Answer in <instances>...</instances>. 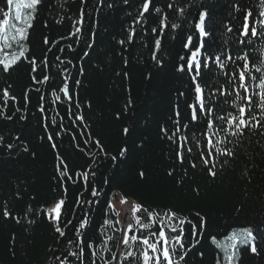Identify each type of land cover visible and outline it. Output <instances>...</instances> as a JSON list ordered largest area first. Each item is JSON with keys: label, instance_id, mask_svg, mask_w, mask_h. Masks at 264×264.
Here are the masks:
<instances>
[{"label": "trees", "instance_id": "16d2710c", "mask_svg": "<svg viewBox=\"0 0 264 264\" xmlns=\"http://www.w3.org/2000/svg\"><path fill=\"white\" fill-rule=\"evenodd\" d=\"M141 2L87 0L83 6L86 21L83 35L79 43H74L75 37H65L70 36L73 22L80 14V0H41L32 20L33 27L28 30L30 51L26 56L35 58L38 65L47 60L46 70L38 67L31 75L40 79L47 74L49 81L33 83L31 64L23 59L9 73L0 72V96L11 85L10 94L16 97L15 101L8 100L6 106L0 98V108L12 116L11 120L0 119V137H3L0 140V264H61V261L79 264L67 253L70 248L79 250L69 241L77 240L75 229L84 211L88 215V224L82 230L86 235L81 237L85 244L92 241L99 247L110 236L108 247L119 258L122 231L117 230L120 226L115 223L118 220L113 214L115 211L108 207L117 195L134 206L141 205L138 217L144 222H147V213L143 208L158 213L171 209L197 225L204 218L205 226L195 238L191 235V225H184L185 248L191 251L181 264H216L217 256L223 258L212 237L227 244V236L245 227L252 228L254 235L264 234V136L258 130H245L243 137H228L233 143L225 142L219 147L233 149L234 156L215 155L218 174L212 177L199 158L200 151L205 149H195L190 156L185 154V162L180 164L176 157L177 145L161 131L166 128L171 135L176 127L175 113L179 111L181 125H189L187 130L182 129L189 138L188 146L193 147V135L202 144L205 142L203 117L190 123L188 105L196 103L192 74L187 70L177 71L184 64L179 57L189 55L183 48L187 36L192 35L196 43L198 33L194 24L198 12L210 13L209 27L213 34L205 44L207 53L220 55L226 63L221 73L214 57L201 49L198 59H207L210 66L204 78L227 86L232 72L243 63L237 55H248L253 75L257 76L254 68L264 58V37L252 38L251 44L237 42L235 29L242 13L236 9L251 10L258 29L261 19L258 12L264 9L259 0H175V7L170 10L167 4L172 0H153L167 15L169 27L162 36L159 29L153 35L151 28L157 26L159 17L146 14L147 23L137 25L133 42L127 43L128 28ZM108 4L113 7L109 8ZM177 7L186 8L183 18L177 13ZM173 23L181 27L173 30ZM229 27L233 28L232 32L227 31ZM158 36L161 47L154 61V42ZM45 38L48 44L44 43ZM121 40L125 44L121 45ZM93 41L94 46L88 48L86 45ZM13 48L4 52L11 56L15 53ZM4 52H0V58ZM85 52L89 55L85 56ZM228 56L232 59L228 60ZM65 78L74 97L71 105L58 91ZM77 80L79 85L75 84ZM53 90L61 96L59 101L52 95ZM227 99L229 103L221 106L222 115L235 111L230 108L232 97ZM41 103L46 109L43 114L38 110ZM75 116H82L83 122ZM52 120L56 121L55 125ZM125 128L129 129L127 135ZM49 135L53 141L48 140ZM220 138H225L223 133ZM96 140L107 155L95 146ZM8 144L12 145L11 149ZM122 149H127L123 157L119 155ZM58 157L66 163L72 179L57 170L58 166L63 167ZM189 161L197 167L192 168ZM80 173H88V180ZM93 187L98 191L96 197L91 196ZM78 198L82 207L76 204ZM60 199L65 200L59 221L64 236L55 231L57 222L40 211ZM5 208L10 213L7 219L3 216ZM106 219L113 223L104 226ZM68 220L72 223L65 227ZM157 228L154 225L152 230ZM256 243V254L240 247L238 264H264V235H258ZM85 259L87 262V251Z\"/></svg>", "mask_w": 264, "mask_h": 264}, {"label": "snow or ice", "instance_id": "6c2138e0", "mask_svg": "<svg viewBox=\"0 0 264 264\" xmlns=\"http://www.w3.org/2000/svg\"><path fill=\"white\" fill-rule=\"evenodd\" d=\"M87 0H80L81 10L77 19L73 22V31L70 36L65 37V39H72L75 37L74 43H79L81 40L82 28L84 27L85 21V11L83 6L86 4ZM102 3L103 0H100ZM124 4H128L129 0H122ZM260 6L264 9V0H259ZM0 4H3V7H0V52H4L5 49H11L13 45L19 48L18 53H12L9 56L7 53L0 58V72L9 73L15 66L23 59L25 62L31 64L30 77L33 83L35 84H46L50 77L45 74L40 79H37L32 73H36L38 67L46 70L48 68L47 60H42L39 62V65L35 58H29L26 56V52L30 51V48L27 47V39L29 32L28 30L33 27L32 20L35 18V13L38 6L41 4V0H0ZM109 8L113 7V4L107 5ZM175 7V0L167 4L168 9H173ZM28 10V11H25ZM177 13L181 18L184 17L186 12L185 7H177ZM236 11L241 12L242 16L239 18V26L236 27L235 31L238 33L237 42L239 44H251L252 38L264 37V10L258 12L260 28L258 29L255 26V15L251 10L237 8ZM156 14L158 19L157 26L151 28V33L156 35L159 29V36L164 34L166 28L169 27L167 21V15L163 14V10L160 7L155 6L153 0H142L139 8L137 9V15L133 19V24L128 28V37L127 43L133 42V37L136 35V26H143L147 23L148 15ZM148 14V15H146ZM131 15V13H129ZM209 18L210 13L207 10H201L198 12V19L194 24V29L198 33L195 38L196 43L194 44V37L188 35L186 42L183 44L184 50L189 53L188 58L185 56H180L179 59L184 61V64H181L177 71L184 72L188 71L191 75V82L194 85L195 93V104H189L188 107L191 109L190 112V123L198 122L201 117L206 121L205 129L202 132L204 138V143L202 144L200 139L195 135L192 137L193 147H189V138L187 135L182 132V129L187 130L189 125L180 123V112L176 111V119L174 123L176 127L172 131L171 135L168 134L166 128H162L161 131L167 137L168 140L172 141L173 144L177 145L176 148V157L180 164L185 162V154L189 156L193 153L195 149H205L200 151V160L203 163L207 173L212 176H217V171H215L216 163L215 155H224L232 157L234 156V151L231 148H221L220 144L225 142L233 143L232 140L227 139L228 137H243L245 135V130H258L259 134L264 136V58L260 60V66L254 68L255 73L259 75H253V69L250 67L251 60L248 55L243 56L237 55V59L243 61V63L235 69L231 77L227 81V86L224 84H219L218 82H209L205 80V71L209 69V64L207 59L200 60L198 57L201 56V49H205L207 56L214 57L216 64L219 66L221 73H223L226 63L221 58L220 55L216 53H207L205 47L206 41L212 39L213 30L209 27ZM236 19V18H234ZM15 21V22H13ZM59 22V21H57ZM181 25L173 23L171 28L176 30L180 28ZM146 31V29H145ZM228 32H232L233 28L229 27ZM95 31L93 30L91 35L95 36ZM155 39L154 42V51L152 58L154 61L157 60L156 51L161 47V39ZM245 38H248L245 40ZM45 44H48L49 41L47 38L44 40ZM121 45L125 44L124 40L119 41ZM88 48L94 46V41L89 42L86 45ZM71 48V44L69 45ZM51 50V49H49ZM60 51H63L61 49ZM85 56L89 55L88 52L84 53ZM60 58L57 57V60ZM228 60L232 59V56L227 57ZM63 63V61H61ZM69 63H71L69 61ZM82 71V70H81ZM62 75V73L60 74ZM258 81V83H255ZM80 81H75L76 85H79ZM8 88L2 91V98L4 100L5 106L7 105L8 100H16V97L10 94ZM255 90H252V89ZM40 91L39 88L35 89ZM207 90V91H206ZM58 91L63 93V98L66 102L71 105L73 102V95L70 93L69 84L67 78L62 81L61 86ZM52 95L56 97V100L59 101L61 96L57 95V90L52 91ZM219 97H225V99L220 100ZM227 97H232V103L230 108L235 111H227L226 115L221 114V106L228 104L229 101ZM27 94L25 95V101H27ZM40 100H44V96L40 97ZM239 102V103H237ZM130 106V103L129 105ZM76 107L79 108V104H76ZM38 110L43 114L46 109L44 108L43 103L38 106ZM19 111V109H17ZM259 112V116L257 115ZM0 119L11 120L12 116L7 115L3 108H0ZM23 119V117H21ZM76 120L83 122L82 116H75ZM217 121L219 123H217ZM56 121L52 120V124L55 125ZM124 134L127 135L129 132L128 128H125ZM224 134V139H221V134ZM58 135V133H57ZM19 139V137H17ZM0 140H3V137H0ZM49 141H53V136H48ZM87 143V141H86ZM95 146L100 149L102 153H105L103 146L99 140H96ZM9 149L12 148L11 144H8ZM52 147L55 148L56 145L53 143ZM25 151L27 149L25 148ZM127 152V149H122L120 156H124ZM105 155H107L105 153ZM62 169L58 166V171H60L62 176H67L68 179H72L71 176H68V167L64 160L60 157ZM113 160L116 157H112ZM192 168H196L197 164L195 162L189 161ZM227 163V161H224ZM211 165V166H209ZM85 181L88 180V173H80ZM95 175V173H92ZM169 175H172L170 172ZM140 176L143 177L144 173L141 172ZM66 191V190H65ZM98 191L95 187L91 189V196L96 197ZM126 202V200L124 201ZM91 204L92 201H87ZM65 204L64 199H60L52 207L48 209H41L40 211L48 215L50 220H55L57 223L55 225V231L64 236L65 232L60 227L59 221L61 217V209ZM77 205H81V200L78 198L76 200ZM109 208H113L111 202L108 205ZM142 208L141 205H135L133 209V215ZM31 207L28 208V212H31ZM143 211L147 213V222L141 220L140 217L135 219L136 231H134V225L129 223L126 229H117L123 231V238L119 242L121 246V251L119 252V258L115 252H112L108 247L109 241L112 240V237H107L98 247L92 241L85 244L84 240L81 238L86 235L82 230L86 228L88 224V215L87 211L83 212L82 218L78 222V226L75 229L77 240L75 242L69 241V244H75V247L78 248V251H73L69 249L67 255L75 257L79 264H181L185 260L188 252L191 251V248L186 249L184 244L185 239V227L187 223L191 225L190 231L193 238L196 237L198 230H202L205 226V220L203 217L200 218L199 225L193 223L187 218L180 217L177 212L168 209L163 213H158L155 210L149 211L147 208H143ZM55 213V216L52 214ZM118 215V213H113ZM199 216V213H197ZM3 216L5 219L9 218L10 213L5 210L3 211ZM17 222L19 220L17 219ZM32 223L33 221H29ZM72 221L68 220L65 224L67 227L68 224H71ZM113 223L111 220H104V226H110ZM116 224H120L119 220L115 221ZM154 225H158L157 230H152ZM132 233V235H129ZM146 233V234H145ZM103 235V233H101ZM264 235L257 233L254 235V231L250 227H245L239 231L232 232L226 239L229 241L227 244L218 242L215 237H212V243L216 245L220 251L223 252V258L217 256L216 264H238L239 261V250L240 247H244L249 250L252 254H256L258 251L257 248V236ZM192 247H195L193 245ZM86 251L88 253V261L86 262L85 255ZM106 253H110V256H106ZM201 255H203L201 253ZM59 259V257H57ZM61 264H64V261H61Z\"/></svg>", "mask_w": 264, "mask_h": 264}, {"label": "built area", "instance_id": "2783aa9c", "mask_svg": "<svg viewBox=\"0 0 264 264\" xmlns=\"http://www.w3.org/2000/svg\"><path fill=\"white\" fill-rule=\"evenodd\" d=\"M113 201L116 203V205L113 204ZM111 204L113 205V209L116 213H118L117 217L118 220L120 221V229H126L127 225L129 223L134 225V231H136L135 227V219L138 217L140 212H136L135 215H133V209L130 207L129 204L124 202L123 200L117 198V199H111L110 200ZM125 210H127V214H125ZM131 233H129L130 235ZM122 238H123V231H122Z\"/></svg>", "mask_w": 264, "mask_h": 264}, {"label": "rangeland", "instance_id": "374dc122", "mask_svg": "<svg viewBox=\"0 0 264 264\" xmlns=\"http://www.w3.org/2000/svg\"><path fill=\"white\" fill-rule=\"evenodd\" d=\"M25 11H28V10H25ZM13 22H15V21H13ZM13 46L15 47V48H13L14 52L18 53L19 52V48H17L15 45H13ZM4 54H5V52H4ZM114 198H116V197H114ZM121 200H123V199H121ZM123 201H125V200H123ZM126 203L129 204L132 209H134V205L131 202L126 201ZM113 204L116 205V203L114 201H113ZM125 214H127V210H125ZM53 216H55V215L53 214Z\"/></svg>", "mask_w": 264, "mask_h": 264}, {"label": "bare ground", "instance_id": "6f19581e", "mask_svg": "<svg viewBox=\"0 0 264 264\" xmlns=\"http://www.w3.org/2000/svg\"><path fill=\"white\" fill-rule=\"evenodd\" d=\"M122 199V198H121ZM124 200V199H123ZM129 201V200H128ZM55 215V213H53Z\"/></svg>", "mask_w": 264, "mask_h": 264}]
</instances>
